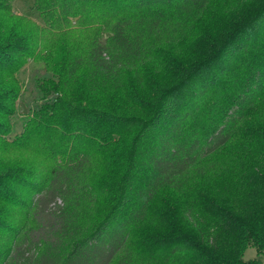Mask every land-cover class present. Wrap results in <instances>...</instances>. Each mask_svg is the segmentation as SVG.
<instances>
[{
	"label": "trees",
	"instance_id": "obj_1",
	"mask_svg": "<svg viewBox=\"0 0 264 264\" xmlns=\"http://www.w3.org/2000/svg\"><path fill=\"white\" fill-rule=\"evenodd\" d=\"M10 1L0 0V12L9 18L14 16ZM224 1L229 14L216 7V0L56 1L57 19L62 12L67 19L79 7L90 9L95 20L104 19L105 26L65 67L56 65L46 49L40 61L57 75V95L49 98L51 90H43V106L23 115L21 133L9 134L16 104L13 98L6 108L7 98L0 94V151L28 160L0 173L5 204L0 208V264H260V258L245 260L244 254L249 246L264 254V212L258 214L264 199L192 198V211L191 203L183 210L188 221L192 218V240L174 229L146 246L131 243L166 192H196L209 161L264 96L263 6L206 61L200 78L190 77L164 93L142 89L151 116L136 105L127 114L118 112L116 102L129 92L131 75L147 68L148 75L163 74L161 53L179 52L180 43L192 41L197 23L212 13L240 15L261 2L218 3ZM65 29L58 25V31ZM25 30L19 37L31 34ZM29 46L21 40L0 45V70L19 69L40 43L32 51ZM10 76L17 78L12 71ZM79 77L82 98L73 105L66 86ZM136 83L142 88L141 80ZM154 94L160 99L152 108ZM260 113L264 122V109ZM129 130L135 133L128 140L124 133ZM36 141L45 143L43 152L34 148Z\"/></svg>",
	"mask_w": 264,
	"mask_h": 264
},
{
	"label": "rangeland",
	"instance_id": "obj_2",
	"mask_svg": "<svg viewBox=\"0 0 264 264\" xmlns=\"http://www.w3.org/2000/svg\"><path fill=\"white\" fill-rule=\"evenodd\" d=\"M56 1L59 3L60 0H11L10 5L14 16H10V18L15 20L10 19L4 12H0L1 46L21 40L29 44V51H32L35 50V44L40 43L37 52L25 56V63L19 69L0 70V94L7 98L2 103L6 108H9L11 100L14 98L16 114L18 113L17 117L12 118V121L9 120L13 126L9 132L12 136L22 132L23 122L26 118L23 116L24 114L33 115L34 109L43 106V101L40 100L44 98L43 94L45 95L43 90H51L49 98L57 95V92L53 90V81H57V75L44 70L45 64L40 61L41 57L46 55V49L48 50L47 55L55 59L56 65L65 67L74 52H79L78 50L86 52L89 41L104 30V19L95 20V15L90 9L77 7L72 14L67 15V19L62 16L63 12L60 19H57L52 8ZM73 5L76 6V3L73 2ZM215 5L220 11L223 10L229 14L227 1L219 4L216 0ZM263 6L264 0H261L254 8L245 9L240 15L226 16L228 14L225 13L218 17L217 13H212L197 23L192 35L189 36L191 42L180 43L179 52L171 49L161 53V58L166 62L163 74L148 75L151 69L147 68L141 71L139 76L131 75L130 78L133 81L129 84V92L116 102L118 112L127 114L130 111L129 108L136 105L139 109L144 110L147 116H151V108L146 106V100L142 98V95L144 96L142 89L152 91L158 88L164 93V90L166 91L170 86L184 82L190 77L194 78V81L200 78V72L204 70L206 61L213 57L215 51L227 37H231V34L234 33L233 37L237 33V28L241 25L244 26L245 19L252 16V11L258 12ZM59 8L62 10L61 7ZM58 25H62L66 29L63 32L58 31ZM40 26L45 27L44 31H37ZM24 29H26L25 34H31L27 37H19V33H23ZM10 31L12 34L8 33ZM36 33H38L37 37ZM163 60L162 62H164ZM11 71L17 78L10 76ZM43 77L49 81L42 80ZM137 79L141 80L142 88L136 83ZM19 82L23 84L20 93L16 91L19 88ZM81 85L82 77H79V80L72 85L66 86L69 103L75 105L78 103V99L81 100ZM33 98H37L38 101H34ZM159 99V94H154L151 102L152 108ZM22 104L27 109L26 113L21 111ZM261 109H264V96L248 113L235 137L219 151L215 158L209 161V165H211V167H207L209 172L200 179L196 192L180 196L174 192H166L157 208L154 209L150 220L136 229L131 243L139 247L146 246L158 234L171 233L174 229L177 232L181 230L182 234H188L192 240V223H190L192 218L188 221L185 211H183L190 206L189 203H191L190 211H192V198L203 202H212L216 199L238 201L244 198L247 203L254 199H264V122L260 118L261 113L259 114ZM2 117L7 119V116ZM134 133L132 130L126 131L124 137L129 140ZM4 138L9 137L6 135ZM35 143V149H39L40 152L45 150L43 146L45 143L42 144V141ZM16 161L19 163L28 162L24 156L15 157L10 150L0 151V173L17 165ZM41 163L42 161L38 162L37 168ZM21 165L24 164L19 166ZM28 165L31 166V164ZM225 184H229L230 187L225 188ZM4 205L3 202H0V208H4ZM259 212H264V206L260 207L258 214ZM223 231L228 232L226 226ZM252 258H260V264H264V254L260 255L255 247L249 246L245 251L244 259Z\"/></svg>",
	"mask_w": 264,
	"mask_h": 264
},
{
	"label": "water",
	"instance_id": "obj_3",
	"mask_svg": "<svg viewBox=\"0 0 264 264\" xmlns=\"http://www.w3.org/2000/svg\"><path fill=\"white\" fill-rule=\"evenodd\" d=\"M22 109H21V111H22V113H26L27 112V109H26V107H25V105L24 104H22Z\"/></svg>",
	"mask_w": 264,
	"mask_h": 264
},
{
	"label": "bare ground",
	"instance_id": "obj_4",
	"mask_svg": "<svg viewBox=\"0 0 264 264\" xmlns=\"http://www.w3.org/2000/svg\"><path fill=\"white\" fill-rule=\"evenodd\" d=\"M5 174V173H4ZM4 228V227H3Z\"/></svg>",
	"mask_w": 264,
	"mask_h": 264
}]
</instances>
